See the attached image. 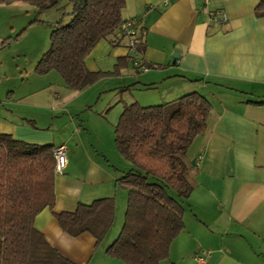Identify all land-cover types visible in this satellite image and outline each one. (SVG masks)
Instances as JSON below:
<instances>
[{
	"label": "crops",
	"instance_id": "crops-1",
	"mask_svg": "<svg viewBox=\"0 0 264 264\" xmlns=\"http://www.w3.org/2000/svg\"><path fill=\"white\" fill-rule=\"evenodd\" d=\"M263 1L212 0L208 10L200 11L202 0L168 5L164 0H126L123 20H140L144 52L133 59L127 39L118 31L86 58L91 72L110 70L119 60L132 58L138 69L123 70L125 80L132 82L129 87L155 91L152 98L159 105L190 93H199L212 105L206 132L184 157L187 178L194 187L191 197L182 200L185 229L173 241L169 259L161 264H199L197 257L208 264H264V106L254 104L264 102V18L255 14ZM216 10L226 12L227 24L210 21V12ZM144 64L156 68L147 69ZM129 87H124L127 92ZM81 95L77 91L66 97L54 95L53 103L68 110ZM15 98L5 103L11 105ZM26 98L29 95L22 100ZM147 99L138 96L133 103L148 107L141 103ZM5 103L0 99V135L68 150L71 146L64 174L55 176L54 212L73 213L79 204L115 198L117 217L119 205L125 204V198L128 204L129 197L117 181L133 166L125 169L117 159L107 157V123L98 121L88 134L77 126L75 136L58 139L49 127H40L35 117L20 116L4 108ZM71 124L77 125L74 120ZM54 212L44 209L34 227L72 262L92 264L100 248L96 239L89 234L78 238L66 234ZM116 261L100 258L97 264Z\"/></svg>",
	"mask_w": 264,
	"mask_h": 264
},
{
	"label": "trees",
	"instance_id": "trees-1",
	"mask_svg": "<svg viewBox=\"0 0 264 264\" xmlns=\"http://www.w3.org/2000/svg\"><path fill=\"white\" fill-rule=\"evenodd\" d=\"M62 1L0 0V5L25 3L43 14L58 9ZM70 1L73 18L52 27L50 48L36 72L56 71L68 87L80 92L110 74L89 71L85 61L102 40L120 31L126 0ZM255 14L264 18V1ZM144 50L140 43L138 51ZM126 62L119 60L116 73ZM254 104L264 106V102ZM211 111V103L199 93L163 105L124 107L115 127V144L133 169L117 181L129 197L124 226L106 250L109 258L124 264H161L169 259L173 241L185 229L182 200L194 192L184 157L195 139L206 132ZM55 148L0 135V264H76L34 227L39 213L55 209ZM54 215L66 234L74 238L89 234L100 247L115 223L116 200L103 198L79 204L73 213Z\"/></svg>",
	"mask_w": 264,
	"mask_h": 264
},
{
	"label": "rangeland",
	"instance_id": "rangeland-1",
	"mask_svg": "<svg viewBox=\"0 0 264 264\" xmlns=\"http://www.w3.org/2000/svg\"><path fill=\"white\" fill-rule=\"evenodd\" d=\"M72 12L73 4L70 0H63L58 9L43 14L39 13L36 7L25 3L12 6L0 5V99L5 103L16 97L15 102L11 105L5 103L4 108L20 113V116L32 115L37 119L40 127H49L58 139L75 136L77 126L82 127L81 131L84 134L92 133L93 128L98 127V121H105L109 127L105 129L106 134L108 133L111 139L105 142L106 155L110 160L117 159L119 165L121 163L122 167L128 169L132 164L121 156L115 144V127L119 123L123 109L126 105L138 101V96L148 98L146 102H141L146 106L159 105V102L152 98L156 94L155 91L131 89L129 87L131 80H125L127 72L123 70L138 69L133 61L136 56L132 54L133 59H129L126 65L118 70V73H116V65L110 70H102L110 74L93 86L80 91L81 97L75 99L68 110L61 109L53 103V97L54 95L55 97L57 95L66 97L74 90L67 86L62 76L56 71L46 75L36 72L38 62L50 48L52 27L58 22L68 24L73 18ZM34 21L43 23H34ZM4 42L7 45L3 46ZM124 87H129L131 91L127 92ZM26 95H29V98L22 100ZM83 104L88 106L76 111ZM72 120L77 125H72ZM71 151L70 146L69 159ZM170 194L178 198L176 193L170 192ZM126 199L124 205H119L115 223L97 250L92 264H97L100 258L108 262L109 258L105 251L114 243L124 226ZM106 262L103 263L107 264Z\"/></svg>",
	"mask_w": 264,
	"mask_h": 264
},
{
	"label": "built area",
	"instance_id": "built-area-1",
	"mask_svg": "<svg viewBox=\"0 0 264 264\" xmlns=\"http://www.w3.org/2000/svg\"><path fill=\"white\" fill-rule=\"evenodd\" d=\"M177 0H164V5H168ZM212 0H202L200 11L208 10ZM212 23L225 25L228 22L226 12L223 10L212 11L209 14ZM139 19H131L124 21L120 26V31L128 41L130 54H138V46L140 44V36L138 34ZM54 158L56 161L55 176H62L68 165V149L65 146H59L54 149ZM202 158V157H201ZM199 264H208L202 257L196 258Z\"/></svg>",
	"mask_w": 264,
	"mask_h": 264
}]
</instances>
